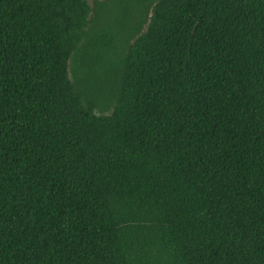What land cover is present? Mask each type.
<instances>
[{"label":"trees","instance_id":"obj_1","mask_svg":"<svg viewBox=\"0 0 264 264\" xmlns=\"http://www.w3.org/2000/svg\"><path fill=\"white\" fill-rule=\"evenodd\" d=\"M0 264H264V0H0Z\"/></svg>","mask_w":264,"mask_h":264},{"label":"rangeland","instance_id":"obj_2","mask_svg":"<svg viewBox=\"0 0 264 264\" xmlns=\"http://www.w3.org/2000/svg\"><path fill=\"white\" fill-rule=\"evenodd\" d=\"M93 0H90V2H92Z\"/></svg>","mask_w":264,"mask_h":264}]
</instances>
